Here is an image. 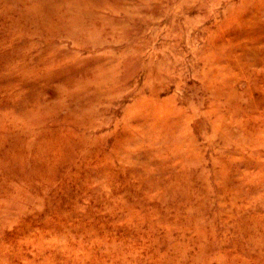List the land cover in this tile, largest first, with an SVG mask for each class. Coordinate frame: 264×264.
I'll return each mask as SVG.
<instances>
[{"label": "rangeland", "instance_id": "rangeland-1", "mask_svg": "<svg viewBox=\"0 0 264 264\" xmlns=\"http://www.w3.org/2000/svg\"><path fill=\"white\" fill-rule=\"evenodd\" d=\"M96 1L81 45L0 17V264H264V0Z\"/></svg>", "mask_w": 264, "mask_h": 264}, {"label": "bare ground", "instance_id": "bare-ground-1", "mask_svg": "<svg viewBox=\"0 0 264 264\" xmlns=\"http://www.w3.org/2000/svg\"><path fill=\"white\" fill-rule=\"evenodd\" d=\"M0 2H1V4H0V17H3L5 20H6V22L5 23H7L8 24V27H10L11 29H13V30H18V31H21L22 33H24V35H27L28 37H30V36H36V35H38V37H41V38H43V39H45V40H49V41H51V40H63V39H68V40H71V42L73 43V44H77V45H81V43L83 42L82 40V42H78V41H74L73 39H76L75 38V36L76 35H80V34H86L87 32H89L90 30H92V25L88 22V20L85 18V14H84V16H82V12L81 11H83V9H85V8H87L88 7V9H89V11L90 12H92V13H94V14H96V15H98V13L95 11V10H99V9H106L107 7H109V5H108V3H103V2H100V1H93V0H0ZM129 3H131V2H129ZM139 3V2H138ZM119 4V3H118ZM140 4V3H139ZM139 4H138V6H139ZM119 5H121V4H119ZM123 5H125V4H123ZM136 6V5H135ZM133 8V7H132ZM136 8H138L137 6H136ZM87 9V10H88ZM119 9V8H118ZM86 9H85V11H87ZM123 11V10H122ZM100 12V11H99ZM83 13H85V12H83ZM92 13H89V14H92ZM133 13V12H132ZM135 14H136V12H134ZM102 15H104L103 13H101ZM102 15H99V20L100 19H102ZM108 17V16H107ZM110 17V16H109ZM7 18V19H6ZM84 20H83V19ZM116 18V17H115ZM119 18V17H118ZM97 19V18H96ZM2 20V19H1ZM98 20V21H99ZM107 21V20H106ZM113 21V20H112ZM97 21H95V23H96ZM1 23V22H0ZM4 23V22H3ZM110 23H112V22H110ZM122 23V22H121ZM120 24V23H119ZM95 26V25H94ZM106 26V25H105ZM117 26H119V25H117ZM129 26V25H128ZM5 28V27H4ZM9 28V29H10ZM7 30V29H6ZM5 30V31H6ZM1 31H4V30H2L1 29ZM4 33V32H3ZM6 33V32H5ZM9 33V32H8ZM18 33V32H17ZM0 35H1V33H0ZM3 35V34H2ZM20 35V34H19ZM87 35V34H86ZM7 36V35H6ZM10 36V35H9ZM3 37H5V35L3 36ZM18 37V36H17ZM16 39V38H15ZM8 40V39H7ZM10 40V39H9ZM11 40H13L12 38H11ZM30 39H28V41H29ZM78 40H79V37H78ZM1 41H3V40H1ZM22 41V40H21ZM24 41V40H23ZM27 41V43H29ZM15 42V41H14ZM26 42V41H25ZM63 42V41H62ZM3 43V42H2ZM12 43V42H11ZM90 43V42H89ZM88 43V44H89ZM99 43V41L98 42H95V43H92V45L93 46H95V45H97ZM1 44V43H0ZM9 44V43H8ZM16 45L18 44V43H15ZM21 44H23V43H21ZM30 44V43H29ZM71 44V43H70ZM3 45V44H2ZM6 45H7V43H6ZM61 45V44H60ZM59 45V46H60ZM1 46V45H0ZM12 46H14V45H12ZM19 46H20V44H19ZM55 46V45H54ZM62 46V45H61ZM76 46V45H75ZM4 47V46H3ZM8 47V46H7ZM28 47V46H27ZM29 47H30V45H29ZM0 48H2V47H0ZM16 48V47H15ZM26 48V47H25ZM10 49H11V47H10ZM23 49V48H22ZM64 49H65V47H64ZM63 49V50H64ZM5 50V49H4ZM13 50V49H12ZM15 50V49H14ZM20 50V49H19ZM23 50H25V49H23ZM29 50H30V48H29ZM3 51V50H2ZM9 51V50H8ZM7 51V52H8ZM11 51V50H10ZM9 51V52H10ZM17 51V50H16ZM21 51V50H20ZM43 51V50H42ZM47 51V53L48 54H50V59L52 58V56H54V52H55V50L54 49H52V48H49V45L47 46V49L45 50V52ZM57 51V50H56ZM72 51V50H71ZM75 51H77V50H74V51H72V52H75ZM19 51H17V53H18ZM12 53H13V51H12ZM22 53V52H21ZM43 53V52H42ZM41 53V55H40V57H38L37 58V60L38 61H40V63L41 64H45L46 62H47V60L45 61V59H43V55H44V53L42 54ZM61 53V52H60ZM100 53V52H99ZM101 53H102V51H101ZM111 53V52H110ZM109 53V54H110ZM3 54V53H2ZM1 54V55H2ZM14 54V53H13ZM64 56H66V57H68V58H71V60L75 63V64H82L83 63V61H84V59H83V61H78L79 59H76L75 58V54H73V53H68V52H63L62 53ZM61 54V55H62ZM78 54V53H77ZM8 55V54H7ZM23 55V54H22ZM62 55V56H63ZM91 55V54H90ZM118 55V54H117ZM15 55H13V57H14ZM57 56V55H56ZM56 56H55V58H56ZM98 56H100V55H98ZM104 56V55H103ZM2 57V56H1ZM34 57H37V56H34ZM61 57V56H60ZM81 57V56H80ZM92 57V56H91ZM90 57V58H91ZM112 57V56H111ZM65 58V57H64ZM63 58V59H64ZM95 58V57H94ZM93 58V59H94ZM100 58H101V56H100ZM10 59H11V56H10ZM26 59H28V58H26ZM49 59V60H50ZM82 59V58H81ZM106 59V58H105ZM5 60V59H4ZM4 60H2V61H4ZM56 60V59H55ZM91 60V59H90ZM97 60H98V58H97ZM97 60H96V63H94L93 65H94V69L95 70H93L94 71V73H93V77H95V79H97V80H104V79H106V80H109L108 79V77L106 76L107 75V73L109 72V70L110 69H106V68H104L103 70H100L101 68H99V67H101V66H97ZM104 60V59H103ZM31 61V60H30ZM33 61V60H32ZM63 61H65V60H63ZM89 61V60H88ZM102 61V60H101ZM25 62V61H24ZM34 62H36V64H37V61L34 59ZM92 62H94V61H92ZM110 62H113V61H110ZM6 63V62H5ZM52 63V62H51ZM103 63V62H102ZM31 64V63H30ZM104 64V63H103ZM106 64H111V63H106ZM7 65V64H6ZM29 65V64H28ZM46 65V67H48V65L47 64H45ZM51 65V64H50ZM19 66V65H18ZM33 66V65H32ZM44 66V65H43ZM70 66V65H69ZM2 67V66H1ZM17 67V66H16ZM29 67V66H28ZM27 67V68H28ZM31 67V66H30ZM41 67V66H40ZM52 67V66H51ZM50 67V68H51ZM106 67V66H105ZM110 67V66H109ZM12 68H13V66H12ZM22 68H23V66H22ZM35 68V67H34ZM38 68V67H37ZM60 68V71H58L59 72V74H54V76L53 77H56V76H61V71L63 70H61V67H59ZM63 68V67H62ZM65 68V67H64ZM6 69V68H5ZM30 69V68H29ZM58 69V68H57ZM68 69V68H67ZM90 69H92V67L90 66ZM1 70V69H0ZM28 70V69H27ZM26 70V71H27ZM54 71L56 70V69H53ZM52 69H49V70H45L47 73H48V76H50L51 74L53 75V71ZM65 70V69H64ZM6 71H8V69L6 70ZM22 71V70H21ZM24 71H25V69H24ZM23 71V72H24ZM100 71H102V73H101V75L99 74L100 73ZM16 72V71H15ZM15 72H13V73H15ZM19 72V71H18ZM41 72V71H40ZM57 72V71H56ZM96 72H99L98 74L96 73ZM6 73V72H5ZM4 73V74H5ZM22 73V72H21ZM36 73H37V71H35V75H36ZM30 74V73H29ZM32 74H34V73H32ZM40 74H42V73H40ZM62 74H64V73H62ZM9 75V74H8ZM11 75V74H10ZM16 75V74H15ZM14 74H13V76H15ZM26 75H28V74H26ZM64 75H66V74H64ZM2 76V75H1ZM0 76V77H1ZM4 76V75H3ZM23 76V75H22ZM6 77V76H5ZM16 77H17V75H16ZM30 77V76H29ZM62 77V76H61ZM11 78V77H10ZM13 78V77H12ZM24 78V77H23ZM31 78V77H30ZM29 78V79H30ZM41 78V77H40ZM22 79V78H21ZM36 79H38V77H36ZM46 79V78H45ZM65 79V80H64ZM64 79H63V82H67V81H69V79H70V76H68V74L64 77ZM9 80V79H8ZM11 80V79H10ZM17 80H18V78H17ZM43 80V79H42ZM3 81H5V80H3ZM24 81V80H23ZM29 81V80H28ZM35 82H36V80H34ZM47 81H48V79H47ZM1 82V81H0ZM17 82H19V81H17ZM25 82V81H24ZM27 82V81H26ZM25 82V83H26ZM30 82H32V81H30ZM40 82H41V80H40ZM39 82V83H40ZM45 82V81H44ZM44 82H42V83H44ZM6 83V82H5ZM8 83H11V82H8ZM12 83H14V82H12ZM16 83V82H15ZM21 83V82H20ZM23 83V82H22ZM84 83H86V82H84ZM7 84V83H6ZM17 84V83H16ZM24 84V83H23ZM27 84H29V83H27ZM34 84V83H33ZM73 84H75V83H73ZM14 85V84H13ZM30 85V84H29ZM79 85V84H78ZM9 86H11L10 84H9ZM1 87V86H0ZM21 87V86H20ZM40 87V86H39ZM73 87V86H72ZM75 87V86H74ZM89 87V86H88ZM6 88V87H5ZM8 88V87H7ZM22 88V87H21ZM35 89V88H34ZM83 89V88H82ZM5 90V89H4ZM18 90H20V89H18ZM67 90H69V89H67ZM1 91H2V88H1ZM13 91V90H12ZM15 91V90H14ZM14 91H13V93H14ZM37 90H35V92H36ZM66 91V90H65ZM96 91V90H95ZM17 92V91H16ZM20 92V91H19ZM76 92V91H75ZM1 93V92H0ZM12 94V93H11ZM11 94H9V95H11ZM81 94H83V93H81ZM87 94V93H86ZM94 94V93H93ZM109 94V93H108ZM107 94V95H108ZM111 94V93H110ZM109 94V95H110ZM84 95V94H83ZM94 95H97V93L96 94H94ZM6 96V95H5ZM4 96V97H5ZM29 96V95H28ZM67 96H70L71 97V99H76V98H79V95L78 94H76V93H73V91H72V94H70V95H67ZM20 97V96H19ZM23 97V96H22ZM30 97V96H29ZM63 97V96H62ZM28 98V97H27ZM99 98V97H98ZM3 99V98H2ZM5 99V98H4ZM86 99H87V97H86ZM24 99L22 98V101H23ZM55 100V99H54ZM0 101H2V100H0ZM5 101V100H4ZM3 101V102H4ZM19 101H21V100H19ZM44 101H46V100H44ZM8 102V101H7ZM32 102V101H31ZM79 102V101H78ZM91 102V101H90ZM10 103V102H9ZM14 103H15V101H14ZM4 104V103H3ZM29 104V103H28ZM31 104V103H30ZM106 104V103H105ZM10 105V104H9ZM32 105V104H31ZM57 105V104H56ZM60 105V104H59ZM4 106V105H3ZM13 106V105H12ZM30 106V105H29ZM38 106V105H37ZM89 106V105H88ZM5 107V106H4ZM6 107H7V105H6ZM10 107V106H9ZM27 107V106H26ZM1 108H3V107H1ZM28 108V107H27ZM27 108H25L26 110H27ZM30 108V107H29ZM28 108V109H29ZM41 108V107H40ZM85 108H87V107H85ZM9 109V108H8ZM11 109V108H10ZM47 109V108H46ZM51 109V108H50ZM54 109H56V108H54ZM32 110V109H31ZM43 110H45V109H43ZM42 110V111H43ZM47 110H49V109H47ZM8 111V110H7ZM10 111V110H9ZM19 111V110H18ZM17 111V112H18ZM46 111V110H45ZM55 111H57V110H55ZM1 112V111H0ZM6 112V111H5ZM4 112V113H5ZM28 112V111H27ZM33 112V111H32ZM35 112V111H34ZM29 113V112H28ZM49 113V112H48ZM52 113V112H51ZM50 113V114H51ZM53 113H54V110H53ZM57 113V112H56ZM59 113V112H58ZM34 114H36V113H34ZM16 115V114H15ZM27 115H29V114H27ZM54 115V114H53ZM73 115V114H72ZM79 115H80V113H79ZM1 116V115H0ZM14 116V115H13ZM12 116V117H13ZM41 116V115H40ZM39 116V117H40ZM44 116V115H43ZM82 116V115H81ZM80 116V117H81ZM2 117V116H1ZM25 117V116H24ZM27 117V116H26ZM32 117V116H31ZM35 117H37V116H35ZM53 117V116H52ZM78 117V116H77ZM5 118V117H4ZM3 118V119H4ZM16 118V117H15ZM27 118H29V117H27ZM38 118V117H37ZM46 118V117H45ZM6 119V118H5ZM20 119V118H19ZM23 119V118H22ZM25 119V118H24ZM33 119V118H32ZM44 119V118H43ZM42 119V120H43ZM1 120V119H0ZM10 120H12V118L10 119ZM17 120H18V118H17ZM73 120V119H72ZM2 122V121H1ZM9 122H11V121H9ZM14 122V121H13ZM25 123H27L26 122V120L24 121ZM30 122V121H29ZM28 122V123H29ZM24 123V124H25ZM34 123V122H33ZM37 122H35V124H36ZM0 124H2V123H0ZM48 124H49V122H48ZM52 124V123H51ZM23 125V124H22ZM26 125V124H25ZM39 125V124H38ZM27 126V125H26ZM33 126V125H32ZM55 126V125H54ZM60 126V125H59ZM3 127V126H2ZM8 127V126H7ZM15 127V126H14ZM78 127V126H77ZM1 128V127H0ZM56 127H54V129H55ZM58 128V127H57ZM2 129V128H1ZM44 129H45V127H44ZM6 130V129H5ZM9 130V129H8ZM12 130V129H11ZM21 130V129H20ZM60 130V129H59ZM58 130V131H59ZM4 131V130H3ZM47 131V130H46ZM55 131H56V129H55ZM42 132H43V129H42ZM14 133V132H13ZM45 133V132H44ZM49 134L51 133V132H48ZM56 133V132H55ZM1 134V133H0ZM10 134V133H9ZM48 135V134H47ZM46 135V136H47ZM100 135V134H99ZM6 136H7V134H6ZM44 136V135H43ZM5 137V136H4ZM9 137V136H8ZM54 137H55V134H54ZM66 137V136H65ZM69 137H70V135H69ZM99 137V136H98ZM103 137V136H102ZM106 137V136H105ZM40 138H41V136H40ZM47 138V137H46ZM49 138H50V135H49ZM100 138V137H99ZM44 139V138H43ZM53 139V138H52ZM3 140H5V139H3ZM41 140V139H40ZM48 140V139H47ZM60 140V139H59ZM63 140V139H62ZM64 140H67V139H64ZM102 140V139H101ZM104 140H105V138H104ZM12 141V140H11ZM27 142V141H26ZM54 142V141H53ZM63 142V141H62ZM71 142V141H70ZM101 142V141H100ZM10 143V142H9ZM22 143V142H21ZM38 143V142H37ZM64 143V142H63ZM63 143L61 144V145H63ZM91 143H93V142H91ZM95 143H97V141L95 142ZM0 144H2V143H0ZM48 145V144H47ZM61 145H60V147H61ZM67 145V144H66ZM73 145V144H72ZM2 146V145H1ZM10 146V145H9ZM57 146V145H56ZM63 146H65V145H63ZM95 146V145H94ZM14 147V146H13ZM44 147H46V146H44ZM89 147V146H88ZM98 147V146H97ZM12 148V147H11ZM18 148H20V147H18ZM22 148V147H21ZM37 148V147H36ZM54 148H55V146H54ZM49 149V148H48ZM52 149V148H51ZM21 150V149H20ZM19 150V151H20ZM58 150V149H57ZM11 151V150H10ZM16 151V150H15ZM24 151V150H23ZM51 151H53V150H51ZM59 151V150H58ZM21 152V151H20ZM11 153V152H10ZM23 153V152H22ZM26 153H27V151H26ZM29 153V152H28ZM53 153V152H52ZM62 153V152H61ZM84 153V152H83ZM3 154V153H2ZM12 154V153H11ZM15 154V153H14ZM12 156H14V155H12ZM53 156H54V154H53ZM58 156H59V154H58ZM63 156V155H62ZM67 156V155H66ZM65 156V157H66ZM6 157H8V155L6 156ZM11 157V156H10ZM15 157V156H14ZM25 157H28L27 155L25 156ZM56 157V156H55ZM5 158V157H4ZM9 158V157H8ZM60 158V157H59ZM62 158V157H61ZM5 159H7V158H5ZM28 159V158H27ZM37 159V158H36ZM38 160V159H37ZM45 160V159H44ZM7 161V160H6ZM32 161V160H31ZM9 162V161H8ZM44 162V161H43ZM33 163V162H32ZM39 164H40V162H38ZM29 164V163H28ZM38 164V165H39ZM42 165V164H41ZM46 165V164H45ZM50 165V164H49ZM37 166V165H36ZM44 166V165H43ZM38 167V166H37ZM40 167V166H39ZM2 168V167H1ZM54 168H56V167H54ZM35 169V168H34ZM40 169L42 170V168L40 167ZM45 170V169H44ZM35 171V170H34ZM36 171H40L39 169L37 170L36 169ZM50 171H51V169H50ZM52 171H53V169H52ZM10 172V171H9ZM9 172H8V174H9ZM43 172V171H42ZM49 172V171H48ZM47 172V173H48ZM2 173V172H1ZM11 173V172H10ZM40 173V172H39ZM44 173V172H43ZM46 173V172H45ZM50 173V172H49ZM48 173V174H49ZM53 173H55V172H53ZM41 174V173H40ZM39 174V175H40ZM47 174V175H48ZM1 175V174H0ZM23 175V174H22ZM3 176V175H2ZM37 176H38V174H37ZM49 176L51 177V175L49 174ZM8 177V176H7ZM18 177V176H17ZM3 178V177H2ZM26 178V177H25ZM47 178V177H46ZM39 179H41V176H40V178ZM51 179V178H50ZM18 180V179H17ZM16 180V181H17ZM11 181V180H10ZM9 181V182H10ZM21 181V180H20ZM19 181V182H20ZM23 181V180H22ZM5 182V181H4ZM12 182H14V181H12ZM18 182V181H17ZM1 183V182H0ZM3 183V182H2ZM12 184V183H11ZM20 184V183H19ZM39 184V183H38ZM9 185V184H8ZM16 185V184H15ZM44 185V184H43ZM11 186V185H10ZM13 186V185H12ZM45 186V185H44ZM8 187V186H7ZM27 187V186H26ZM1 188H3V186L1 187ZM21 188V187H20ZM39 188H40V186H39ZM38 188V189H39ZM46 188V187H45ZM7 189V188H6ZM5 189V190H6ZM16 189V188H15ZM26 189V188H25ZM43 189V188H42ZM18 190H19V188H18ZM28 190V189H27ZM38 191V190H37ZM41 191H43V190H41ZM46 191V190H45ZM3 192V191H2ZM11 192V191H10ZM15 191H13V193H14ZM40 192V191H39ZM16 193H18V192H16ZM24 193V192H23ZM31 193V192H30ZM42 193V192H41ZM2 194V193H1ZM0 194V195H1ZM10 194V193H9ZM37 194V193H36ZM35 194V195H36ZM16 195V194H15ZM24 195V194H23ZM23 197V196H22ZM30 197V196H29ZM32 197V196H31ZM34 197V196H33ZM38 197H39V194H38ZM35 198V197H34ZM24 199V198H23ZM22 199V200H23ZM41 199H42V197H41ZM10 200V199H9ZM38 200H40V199H38ZM25 201V200H24ZM29 201V200H28ZM12 202V201H11ZM22 202V201H21ZM40 202V201H39ZM38 203V202H37ZM42 203V202H41ZM26 205V204H25ZM39 205V204H38ZM32 207H33V205H32ZM13 210V209H12ZM28 210H30V209H27V211ZM21 213V212H20ZM18 214H19V212H18ZM23 214V213H22ZM16 216H17V214H16ZM20 218V217H19ZM7 219V218H6ZM5 219V220H6ZM10 219V218H9ZM13 219V218H12ZM16 221V220H15ZM3 223V222H2ZM9 223V222H8ZM7 223V224H8ZM3 233V232H2Z\"/></svg>", "mask_w": 264, "mask_h": 264}]
</instances>
